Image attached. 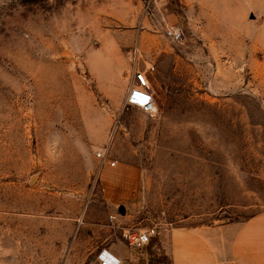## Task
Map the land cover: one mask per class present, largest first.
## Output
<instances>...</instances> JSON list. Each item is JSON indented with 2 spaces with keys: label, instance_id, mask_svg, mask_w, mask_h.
Wrapping results in <instances>:
<instances>
[{
  "label": "rangeland",
  "instance_id": "obj_1",
  "mask_svg": "<svg viewBox=\"0 0 264 264\" xmlns=\"http://www.w3.org/2000/svg\"><path fill=\"white\" fill-rule=\"evenodd\" d=\"M262 212L264 0H0V264H147L125 231Z\"/></svg>",
  "mask_w": 264,
  "mask_h": 264
},
{
  "label": "crops",
  "instance_id": "obj_2",
  "mask_svg": "<svg viewBox=\"0 0 264 264\" xmlns=\"http://www.w3.org/2000/svg\"><path fill=\"white\" fill-rule=\"evenodd\" d=\"M154 238L147 264L150 256L159 264H264V212L224 227L158 229ZM107 250L123 263L139 262L131 250Z\"/></svg>",
  "mask_w": 264,
  "mask_h": 264
},
{
  "label": "built area",
  "instance_id": "obj_3",
  "mask_svg": "<svg viewBox=\"0 0 264 264\" xmlns=\"http://www.w3.org/2000/svg\"><path fill=\"white\" fill-rule=\"evenodd\" d=\"M169 34L171 37L175 38L179 34L174 30H169ZM154 70V67H151L150 70ZM149 72V68L139 69L135 68L133 71V83L130 85L128 90L125 104L131 107H137L142 109L147 113H153L156 110L154 95L151 91L150 83L148 80L147 73ZM108 149H101L98 151V157L104 159L107 158ZM112 166L116 164V162H110ZM158 230L156 228L146 229L139 232H130L125 231L124 236L129 242V245L135 249H142L146 247L152 237L157 234ZM98 264H128L123 263V261L112 254L107 249H104L98 256L97 260ZM135 264H140L139 262Z\"/></svg>",
  "mask_w": 264,
  "mask_h": 264
},
{
  "label": "trees",
  "instance_id": "obj_4",
  "mask_svg": "<svg viewBox=\"0 0 264 264\" xmlns=\"http://www.w3.org/2000/svg\"><path fill=\"white\" fill-rule=\"evenodd\" d=\"M154 237H155V236H154ZM154 237H152V238H151V240H150V243H149L148 245H150V244L152 243V241H153Z\"/></svg>",
  "mask_w": 264,
  "mask_h": 264
},
{
  "label": "water",
  "instance_id": "obj_5",
  "mask_svg": "<svg viewBox=\"0 0 264 264\" xmlns=\"http://www.w3.org/2000/svg\"><path fill=\"white\" fill-rule=\"evenodd\" d=\"M121 210H122V211H125V207H124V206H122V207H121Z\"/></svg>",
  "mask_w": 264,
  "mask_h": 264
}]
</instances>
